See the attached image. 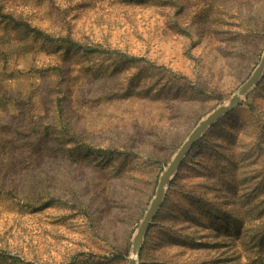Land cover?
<instances>
[{
  "label": "rangeland",
  "instance_id": "obj_1",
  "mask_svg": "<svg viewBox=\"0 0 264 264\" xmlns=\"http://www.w3.org/2000/svg\"><path fill=\"white\" fill-rule=\"evenodd\" d=\"M0 7V264H129L163 169L259 63L264 0ZM259 83L189 150L138 264H264Z\"/></svg>",
  "mask_w": 264,
  "mask_h": 264
},
{
  "label": "water",
  "instance_id": "obj_2",
  "mask_svg": "<svg viewBox=\"0 0 264 264\" xmlns=\"http://www.w3.org/2000/svg\"><path fill=\"white\" fill-rule=\"evenodd\" d=\"M264 75V52L261 59L251 75L234 91L231 97L224 103L218 105L215 109L204 116L193 128L185 141L173 155L170 162L160 174L155 195L153 196L144 217L139 224L133 237L132 252L129 264H138L140 249L146 234V231L152 222L155 214L162 205L168 185L172 182L179 168L185 160V157L192 146L206 133V131L218 122L224 115L233 111L241 101L246 97L248 92L257 86Z\"/></svg>",
  "mask_w": 264,
  "mask_h": 264
},
{
  "label": "trees",
  "instance_id": "obj_3",
  "mask_svg": "<svg viewBox=\"0 0 264 264\" xmlns=\"http://www.w3.org/2000/svg\"><path fill=\"white\" fill-rule=\"evenodd\" d=\"M3 14H5V13L2 11V7H0V15H3ZM32 31H36V30H32ZM37 33L42 34L41 32H37ZM231 224H232V222H229L227 225L230 226ZM234 224L236 225L237 236H241L243 234L242 233L243 229L241 228L239 221H235ZM246 235H248L247 236L248 242L252 246L258 245V242H259V244L264 243V228H262V227H259L258 229H251V230L247 231Z\"/></svg>",
  "mask_w": 264,
  "mask_h": 264
},
{
  "label": "bare ground",
  "instance_id": "obj_4",
  "mask_svg": "<svg viewBox=\"0 0 264 264\" xmlns=\"http://www.w3.org/2000/svg\"><path fill=\"white\" fill-rule=\"evenodd\" d=\"M132 255H133V252H132Z\"/></svg>",
  "mask_w": 264,
  "mask_h": 264
}]
</instances>
